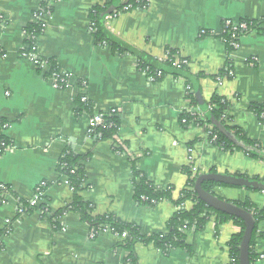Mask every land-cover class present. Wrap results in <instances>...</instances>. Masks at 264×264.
Returning <instances> with one entry per match:
<instances>
[{"label": "crops", "instance_id": "1", "mask_svg": "<svg viewBox=\"0 0 264 264\" xmlns=\"http://www.w3.org/2000/svg\"><path fill=\"white\" fill-rule=\"evenodd\" d=\"M42 1L0 0V126H8L2 136L9 145L0 155V184L9 190L0 203V231L8 229L0 264H123L121 239L109 230L91 237L88 226L73 213L53 221L51 213L18 215V200L30 202L41 183L47 185L44 196L52 213L71 202V190L57 171L66 149L89 155L80 195L93 205V215L114 214L144 236L165 233L176 209L167 201L155 207L136 203L133 167L154 185L172 188V201L186 184L183 169L189 148L196 155V178L208 173L264 178L263 161L222 151L210 143L204 129L181 125L180 115L195 110L185 98L184 81L165 77L153 82L138 70L134 56L95 43L89 13L106 0H60L52 2V15L35 52L86 84L94 113L118 112L122 153L114 151V139L90 138L89 116H75V93L54 87L52 69L39 70L20 57L23 32ZM243 20L263 21L239 39L231 55L216 36H201L219 35L226 22ZM104 30L154 60H163L167 49L177 51L188 61L190 74L206 76L199 81V106L205 107L215 94L226 99L232 107L229 125L241 129L264 156V0H147L143 10L107 18ZM227 70L222 83L211 78ZM253 106L261 108L260 117L251 111ZM212 197L231 205L248 201L264 210L260 191L219 186ZM214 219L211 216L200 232H185L190 252L175 249L164 255L152 245H136L138 264H229L227 243L239 229L231 222L215 229ZM253 251L254 264H264V219L257 225Z\"/></svg>", "mask_w": 264, "mask_h": 264}, {"label": "trees", "instance_id": "2", "mask_svg": "<svg viewBox=\"0 0 264 264\" xmlns=\"http://www.w3.org/2000/svg\"><path fill=\"white\" fill-rule=\"evenodd\" d=\"M60 0H43L39 7L38 20L30 23L25 31L28 34L24 39V43L29 46L28 52H34L37 38L40 34V17L46 12L52 13L53 8L50 5L51 2L55 3ZM147 6V0H106L102 7L96 6L91 9L89 13V21L92 26V32L94 41L97 45H105L111 48V50L120 55L130 54L137 59L138 70L153 82H159L165 77H170L173 80H182L185 84L186 89V100L190 102V105L195 108L193 114L183 112L180 115V123L185 120V124H181L183 127L194 125L201 129H204V133L208 136L211 144L218 147L225 152H241L248 159L260 160L264 162V156L259 154L261 148L253 141L249 140L245 133L234 126H230L229 113L232 110L230 103L222 98L213 95L210 101L201 108L198 103L197 91L194 86H198L201 79H205L206 76L198 74L196 76L190 74L188 69V61L179 56L178 52L172 49L165 51V59L154 60L146 57L145 55L136 52L135 50L125 46L118 40H115L104 30V22L107 18L117 17L122 14L129 12L143 10ZM112 9L110 15L102 18V14ZM263 20L257 21H241L248 27L247 30H237L234 34L240 38L254 30L262 23ZM233 32L230 28H226L223 25L222 31L219 35L209 34L206 36H216L222 40L226 45L228 55H231L234 51L231 43ZM51 69H55V65L50 61ZM230 70V69H228ZM227 71H222L218 75L211 77L216 81V78L222 79L227 75ZM258 117L263 113L261 108L253 106L250 108ZM83 114L92 118L94 116L93 106L91 103H81L79 97L75 99V116L81 117ZM202 116H201V115ZM103 125L96 126L93 128V134L90 138L97 141L113 140L118 137L120 121L118 113H103L102 114ZM213 120L218 123L220 128L225 132L231 134L237 142L244 145L250 150H243L232 142H230L223 134L220 133L219 129L211 122ZM264 121V117L263 120ZM8 141L0 134V142ZM114 141V140H113ZM116 152L122 153L121 148H115ZM89 155L78 156L74 154L70 149H66L57 165L58 173L66 179L67 186L71 190L72 197L71 202L63 209L55 213H52L48 208L47 202L49 201L46 196L38 197L39 205L34 207L30 205L28 201L18 200L20 206L24 210V214H31L38 211L42 214V217L53 214L51 220L57 219L66 213H73L77 215L82 223L88 226L90 231L99 233L104 230H109L116 237L125 235V239H121L118 247L126 253V257L123 260V264H138L137 257L135 255L136 245H152L156 250L160 251L164 255H168L172 250L182 249L190 252V246L186 243L185 232L193 230L194 232H200L204 229L211 216H214L215 229L220 225L231 222L236 226L239 231L237 234L231 237L227 243L228 254L231 260V264L240 263V246L247 233H249L248 241V264H254L257 256L254 253V245L256 240V230L258 223L264 219V210H257L253 204L248 201L245 202H234L232 205L236 207L243 216H250L252 225L249 226L245 217L239 215H232L228 212H223L216 207H210L208 199L204 198V195L212 196V190L214 187H234L225 184H218L215 182L201 181L200 190L204 195L196 191V180L197 178L192 177L189 168H184L183 173L186 176L185 187L180 191L177 200L172 201L171 193L172 188H161L153 183L147 181L141 176L133 167V199L136 203L142 206L155 207L162 201L170 202L175 207V212L166 225V231L163 234H156L151 236H144L140 233L138 227L133 224H128L118 219L114 214H106L102 216L93 215L94 207L92 204L82 199L80 193L85 189V172L84 163L88 160ZM233 176L241 177L249 181L257 182L258 184L264 185V178L249 177L247 175L234 174ZM236 188V187H234ZM46 190V189H45ZM9 194L7 192L0 191V198ZM190 202L191 207L186 208V203ZM221 203H226L219 200ZM227 204V203H226ZM55 230H59L60 227L57 223L53 224ZM8 229L0 231V252L4 245L2 239L7 237Z\"/></svg>", "mask_w": 264, "mask_h": 264}, {"label": "built area", "instance_id": "3", "mask_svg": "<svg viewBox=\"0 0 264 264\" xmlns=\"http://www.w3.org/2000/svg\"><path fill=\"white\" fill-rule=\"evenodd\" d=\"M50 5L52 6V2L50 3ZM39 12L40 11L38 10L34 14L33 22H36L38 20V13ZM51 15L52 14L50 12H46L43 15H41V17H40V22H41L40 23V34L41 35L46 31ZM224 25L226 28H230L231 31L233 32V35L231 38H232V40H234V42L231 43V46H232L233 50L235 51L238 49V45H239L238 41L240 39V36L236 37L234 33L237 30L245 31V30H247L248 27L246 26L245 23H242V22H238V23L226 22ZM90 30L92 31L91 25H90ZM203 35L205 36L206 33L202 32L201 36H203ZM27 36H28V34L24 30V32H23L24 39ZM28 49H29V46L24 43L22 46V49L20 51V57H22L25 60L30 61L39 70L51 69V64H50L51 62L50 61H48L47 59H42V58L38 57L36 55L35 48H34V52H32V53L28 52L27 51ZM229 75H231V73ZM50 78H51V80L54 84V87L56 89L63 90V91H73L75 93V99L77 97H79V101L81 103H87L88 102V98L85 95L86 84L84 82L76 80V78H74L73 75L68 74V73H64V72H60L57 68H55L52 70ZM222 81H223L222 79L216 78L217 84L222 83ZM192 112L193 111L190 109L187 113L193 114ZM109 113H118V112L116 110H111V111H109ZM102 114L103 113H94V116L92 118H90V123H89L88 129H87V135L88 136L93 134V128L94 127L103 125ZM181 124H185V120H182ZM6 128H8V126L6 124H2L0 126V134L1 135ZM114 140L116 141V145H115L116 148H121L123 150V146L121 143H119L118 137H115ZM8 147H9L8 143L1 141L0 142V155L3 154L8 149ZM188 152H189V158H188V162H187V168H189L192 177H194V176L196 177L197 175H199V168L197 166V160H196V155H195L194 149L189 148ZM64 183L67 185L66 179H64ZM46 187H47L46 183H41L36 187L34 197L29 202L30 205L39 204V200L37 198L43 197L45 195ZM0 191L7 192L8 189L4 185L0 184ZM7 196L8 195L5 194L3 199L0 198V203L3 202ZM17 206H18V210H17L18 215L23 216L24 210H23L22 206H20L19 203H17ZM95 235H97V233H94L93 231H91V237H94ZM120 239H125V235H122L120 237ZM229 264H231V260H230Z\"/></svg>", "mask_w": 264, "mask_h": 264}, {"label": "water", "instance_id": "4", "mask_svg": "<svg viewBox=\"0 0 264 264\" xmlns=\"http://www.w3.org/2000/svg\"><path fill=\"white\" fill-rule=\"evenodd\" d=\"M112 12V9H109L107 12H105L104 14H102V18L107 17L108 15H110V13ZM195 90L197 91L196 93H198V88L197 86H194ZM211 122L213 123V125L216 126L217 129H219L220 133L223 134L230 142H232L234 145H236L237 147L243 149V150H250V148L245 147L244 145L240 144L239 142H237L235 140V138L225 132L223 129L220 128L218 123H215L213 120H211ZM260 153V152H259ZM209 181V182H215L218 184H225V185H230V186H234L236 188H241V189H246V190H252V191H260L264 193V185L258 184L257 182H253V181H249L246 180L244 178L241 177H236L230 174H217V173H208V174H204L202 176H199L196 180V191L198 193H201L202 195H204V193L201 192L200 190V183L201 181ZM205 199H208V203L210 207H216L217 209H220L223 212H228L232 215H239L242 216L243 218L245 217V220H247V223L249 226L252 225V220L250 216H243V213L241 214V212H239V210L234 207V205L231 204H226V203H221L219 202L218 199L209 196V195H204ZM248 241H249V233H247L243 239V242L240 246V263L241 264H248Z\"/></svg>", "mask_w": 264, "mask_h": 264}]
</instances>
